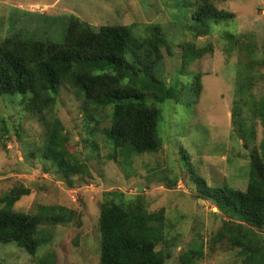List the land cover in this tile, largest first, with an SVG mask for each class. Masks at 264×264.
I'll use <instances>...</instances> for the list:
<instances>
[{
	"label": "rangeland",
	"instance_id": "obj_1",
	"mask_svg": "<svg viewBox=\"0 0 264 264\" xmlns=\"http://www.w3.org/2000/svg\"><path fill=\"white\" fill-rule=\"evenodd\" d=\"M216 5L237 18L227 27L225 23L213 24L215 54L192 63L203 87L199 99L190 97L186 90L180 93L178 106L165 103L159 124L163 147L158 153L128 151L110 158L111 147L104 133L110 121L106 119L96 133L88 130L82 98L66 86H61L56 104L45 116L22 108L21 95L0 96V198L12 188H28L31 194L16 208L31 216L40 215L39 233L44 234L37 237L40 242L35 257L15 242L0 245V264H100L99 217L109 191H122L127 197L145 196L150 213L165 209L166 234L171 239V258L166 264H181V257L196 239L204 251L197 264H245L239 250L214 239L224 218L215 215L219 211L212 202L199 198L197 183L204 179L210 186L226 183L240 190L247 187L249 167L242 156L248 150L235 133L232 111L239 61L245 72L255 76L254 89L249 95L244 92L243 98H264V0H218ZM195 9V0H0V42L15 36L63 43L73 14L93 26L135 23L133 32L143 36L150 27L159 28L174 44L172 57L164 53L159 77L178 89L181 86L174 84L181 74V45L190 36L187 21ZM219 30L246 34L251 41L244 40L239 52L240 46L223 40ZM199 39L202 45L207 42V38ZM55 118L61 123L63 136H72L67 146H72L84 172H59L54 155L45 149L48 133H52L47 122L53 123ZM257 127L261 139L263 128L259 123ZM180 146L191 156V170L181 159ZM58 208L71 211V220L56 223L58 215L52 209Z\"/></svg>",
	"mask_w": 264,
	"mask_h": 264
},
{
	"label": "trees",
	"instance_id": "obj_2",
	"mask_svg": "<svg viewBox=\"0 0 264 264\" xmlns=\"http://www.w3.org/2000/svg\"><path fill=\"white\" fill-rule=\"evenodd\" d=\"M195 2L197 9L187 21L190 36L181 45L180 79L174 84L181 88L159 77L166 56L174 54V44L161 29L150 27L142 33L145 36L137 35L133 32L135 23L93 26L73 14L63 43L15 36L0 42V96L21 95L22 108L45 116L56 104L61 86H66L81 96L88 130L96 133L106 119L110 121L104 129L106 143L111 147L110 158L128 151L137 155L158 153L163 147L159 124L165 103L171 101L178 106L179 95L186 90L190 97L199 99L203 87L198 81L200 73L192 71V63L215 54L211 42L216 33L213 24L225 23L227 27L237 18L235 13L217 7L218 0ZM219 31L223 32V40H232L236 46L244 40L251 41L246 34ZM199 38H207V42L202 45ZM242 56H237L238 61ZM240 63L232 122L242 146L248 150L242 156L249 167L247 187L240 190L226 183L210 186L200 179L197 188L199 198L212 202L219 211L215 215L224 218L214 239L239 250L245 264H264V98H243L244 92L249 95L254 89L255 76L245 72ZM248 64L254 69L253 63ZM257 123L263 128L261 139ZM60 125L56 118L53 123L47 122L52 133H48L44 147L54 155L59 172L82 173L84 165L77 162L72 146H67L72 136H63ZM180 156L191 170L193 162L184 146H180ZM30 194L28 188L20 186L0 198V245L15 242L35 257L40 242L37 237L44 236L39 233L41 216L16 208ZM104 201L99 217L100 264H166L171 258V239L166 234L165 209L150 213L145 196L127 197L122 191L105 193ZM52 211L58 215L56 223L71 220L72 212L65 208ZM161 245L166 249L160 250ZM203 254V245L196 239L191 250L181 257V264H197Z\"/></svg>",
	"mask_w": 264,
	"mask_h": 264
}]
</instances>
